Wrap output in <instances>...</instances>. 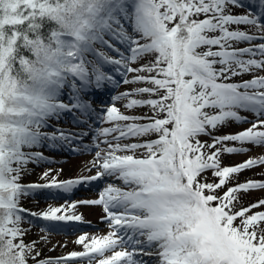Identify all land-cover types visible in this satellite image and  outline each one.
Masks as SVG:
<instances>
[{
    "label": "snow or ice",
    "instance_id": "6c2138e0",
    "mask_svg": "<svg viewBox=\"0 0 264 264\" xmlns=\"http://www.w3.org/2000/svg\"><path fill=\"white\" fill-rule=\"evenodd\" d=\"M244 7V0H0V264H68L77 258L146 264L136 257H151L144 248L153 245L159 264H264V210L253 211L264 209V198L236 208L240 194L264 190V180L248 179L218 194L234 174L264 165V155L232 166L220 161L222 154L249 151L245 144L264 146V75L230 82L264 70V42L252 43L264 41V0H257L255 11H235ZM241 43L249 46H236ZM127 73L135 75L128 79ZM117 74L124 84L149 86L112 100L128 98L125 108L147 106L152 115H126L114 102L97 111L83 99L82 93L118 86ZM66 88L67 103L60 99ZM143 94L148 98H130ZM73 110L110 125L89 128L107 145L90 162L88 171L95 169V175L60 180L47 170L46 183L22 184L26 166L46 159L25 148L88 134L41 131L49 118ZM230 121L251 126L213 135ZM151 134L156 138L139 142ZM202 135L211 136V143L201 141ZM133 139L138 142L122 143ZM208 171L216 179L209 181ZM111 177L130 190L107 184L96 199L40 212L21 206L34 190L70 194ZM78 205L102 206L111 231L80 235L75 242L83 251L39 258V241L25 242L30 228L23 227L24 214L82 221ZM40 240L47 242V236Z\"/></svg>",
    "mask_w": 264,
    "mask_h": 264
},
{
    "label": "rangeland",
    "instance_id": "374dc122",
    "mask_svg": "<svg viewBox=\"0 0 264 264\" xmlns=\"http://www.w3.org/2000/svg\"><path fill=\"white\" fill-rule=\"evenodd\" d=\"M245 7L244 10L251 8L253 11L256 9L257 0H244ZM243 10V11H244ZM239 11V10H238ZM242 11V9H240ZM129 31H131L129 29ZM264 41L256 40L253 41V44H259ZM249 46L246 43H241L237 47H246ZM148 58V57H147ZM259 58V57H257ZM145 60H141L136 64H133V67L139 66L141 63H145ZM111 71V69H109ZM135 73H127V78L132 79ZM256 75H264V70H256L251 74H246L241 77L242 80L251 79ZM117 80H121L120 74L116 75ZM147 85L143 84H124L121 80L118 86L106 85L101 93H96L95 91H88L82 93V97L86 101H90L94 109L99 111L102 108L110 106L113 102L121 112L126 115H136L144 116L143 107H134V108H125L124 105L127 104L128 98L120 101H113L112 97L118 95L119 93L130 91L138 87H145ZM95 95L97 96L96 98ZM143 95H135L130 97L131 99H143ZM65 102L68 101V95L64 97ZM77 113H80L77 110L72 112H63L58 118L54 121L47 123V126L41 129L43 132L53 133L56 132L57 128L65 129L72 133L76 132H87V135L82 137H77L71 141H56L52 142L50 140H43L41 145L34 146L32 148H25V151L31 152H40L46 158L41 160L38 163L30 162L24 172L22 173V178L20 182L24 183H46L47 181L43 179V173L47 170H52L53 175L58 174V179L66 180L78 178L83 175H95L96 170L88 171V168L91 166L90 162L95 156V152L101 148H106L107 145L104 144L103 137L100 138V141H97L94 133L89 130L91 127H109L110 125L105 123L100 125L96 123L93 116L85 117L81 113L79 119H88V124H82L77 122ZM240 114L246 116L251 122L254 119V115L250 112L241 110ZM147 121H137V123H145ZM236 123L228 122L226 128L222 127L217 129V133L214 135H223L226 133H235L242 131L251 126V123ZM59 135V133H56ZM110 139V137H109ZM152 140V139H151ZM144 141V139L139 138V142ZM129 142H138L137 140H125L122 143ZM54 146L50 147L49 145L53 144ZM99 143V148L97 144ZM229 146H241L239 142H227ZM250 150L244 153H235V154H222L220 161L225 165L232 166L246 161L249 158H258L261 155H264V146H253L251 144L243 145ZM140 152H137L139 155ZM234 181L229 182L224 188L218 190L220 195L227 190V187H231L233 184L246 181L248 179L253 180H264V165H257L251 169L242 171L239 174L234 175ZM113 184L116 187H119L124 190H130L121 180L116 177L106 178L104 180L95 181L89 185L78 186L72 193L66 194L55 189H44V190H34V194L27 195L21 199V206L27 208L32 212H40L47 208V206H59L64 204L66 201L75 202L84 199H96L98 198L99 192L107 185ZM240 200L243 204L236 205V208L239 209L241 206L247 207L250 204L255 203L258 199L264 198V190L255 189L251 190L249 193L240 194ZM264 209H253V211H259ZM77 214L83 215L82 221H72V222H52L45 221L39 218L31 217L25 215V222L23 227L30 228V231L24 237L25 242L39 241L37 243V249L40 251L41 255L39 258H48V257H61L65 256L72 251H83V247L77 244L75 241L80 235L87 234L89 236H103L106 235L111 229L108 226V222L104 219L105 212L102 206L100 205H78L76 209ZM28 221H32L29 225ZM84 225V226H83ZM41 229H46L42 231ZM47 236V242L40 240V237ZM127 247V246H126ZM119 250V249H117ZM131 251V248H128ZM145 252L152 253L151 257L149 256H138L137 260L145 261L146 264H159L158 257L156 256L157 247L153 245L152 247H145ZM106 255H111V252L106 253ZM33 260H29L31 262ZM68 264H88L86 259H74L70 260Z\"/></svg>",
    "mask_w": 264,
    "mask_h": 264
},
{
    "label": "trees",
    "instance_id": "16d2710c",
    "mask_svg": "<svg viewBox=\"0 0 264 264\" xmlns=\"http://www.w3.org/2000/svg\"><path fill=\"white\" fill-rule=\"evenodd\" d=\"M240 9H242V11H240ZM240 9H235V11H238V10H239L238 12H244V11H246V10H244V8H240ZM243 10H244V11H243ZM117 46L119 47V45H117ZM236 46H238V45H236ZM97 47L99 48L100 46L97 45ZM101 50H102V51H106V52H108L109 55L115 56V53L109 51V50L106 49V48H103V49H101ZM151 58H152V57H148L147 59H151ZM89 59H93V57L90 56ZM104 70H105V71H109L107 67H105ZM236 78L244 79V78L241 77V76H236V77H233L232 80H231L230 82H239L238 80H240V79H236ZM147 86H149V85H147ZM66 94H68V89H67V88H66L65 90H63V92H62V94H61V96H60V99L64 101L63 96L66 95ZM147 98H148V96H147V94H145V96H143V99H147ZM143 108H144V109H143L144 112L142 113L143 115H149V116L152 115L151 110H150L147 106H144ZM53 119H54V117H53V118H49V120H53ZM223 128L225 129L226 126H224ZM215 133L218 134L219 132H217V130H216V131L214 132V134H215ZM140 138H142V139H144V140H151V139H155V138H156V134H151V135L144 136V137H140ZM199 139H200L201 141H207L208 143H211V137L208 136V135H202L201 137H199ZM217 147H220V146L217 145ZM211 151H215V149H211ZM222 157H223V156L221 155L220 158H222ZM221 165H222V166H228V165H225L223 162H221ZM204 175L207 177V179H208L209 181H213L214 179H216L215 177H213L211 171L206 172ZM234 175H236V174H234ZM234 175H233V178H232L231 181L236 180V179H234ZM231 181H230V182H231ZM24 184H25V183H24ZM25 185H26V184H25ZM218 194H219V193H218ZM240 199H241V198H240ZM240 204H243V203H242V200H240V203L237 204V205H240ZM237 223H238V221H237ZM29 264H36V262H35V260H33V261L29 262Z\"/></svg>",
    "mask_w": 264,
    "mask_h": 264
}]
</instances>
